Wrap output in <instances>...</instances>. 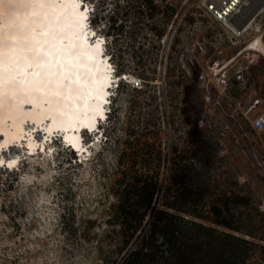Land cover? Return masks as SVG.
I'll return each instance as SVG.
<instances>
[{
  "label": "trees",
  "instance_id": "obj_1",
  "mask_svg": "<svg viewBox=\"0 0 264 264\" xmlns=\"http://www.w3.org/2000/svg\"><path fill=\"white\" fill-rule=\"evenodd\" d=\"M84 2L93 4L90 26L104 39V53L116 75H127L125 80L132 75L141 82L120 78L107 118L98 127L102 144L94 157L103 197L111 199L100 238L109 244L112 257L101 251L102 261L246 264L259 246L257 234L264 235L258 224L264 211L248 184H220V141L199 125L208 102L178 60L175 45L164 63L166 108L161 110L158 102L161 42L179 12L185 11L186 25L204 21L201 0ZM204 37L198 36L199 49ZM232 96L241 93L234 88ZM117 101L124 106L121 121ZM107 149L110 165L104 157ZM68 213H63L64 229ZM92 224L87 222L83 231Z\"/></svg>",
  "mask_w": 264,
  "mask_h": 264
},
{
  "label": "rangeland",
  "instance_id": "obj_2",
  "mask_svg": "<svg viewBox=\"0 0 264 264\" xmlns=\"http://www.w3.org/2000/svg\"><path fill=\"white\" fill-rule=\"evenodd\" d=\"M92 5L87 4L89 11ZM184 13L174 16L161 42L162 64L155 82L160 91V109L167 106L163 92L168 80L164 63L169 58L170 47L175 45L178 60L194 84L203 89L208 102L199 125L220 141L219 157H223L219 166L223 172L220 184L226 186L237 180L248 184L260 210L264 211V132L257 133L251 127L254 118L264 115V48L262 51L250 49L247 47L250 42L232 46L214 34L208 16L205 15L203 22L196 20L186 25ZM193 16L197 19V15ZM201 33L205 37L199 49ZM127 58L130 59V55ZM189 59L194 61L195 67ZM238 74L242 75L240 79ZM121 80L141 84L132 75ZM234 80L239 83L236 85ZM234 88L241 93L239 98L232 96ZM114 95L115 89L112 98ZM254 101L258 103L249 109ZM116 106L121 121L124 106L119 101ZM84 138L89 155L80 160L61 139L56 143L55 154L47 151L31 156L23 144L0 153L5 159L18 157V164L0 166V264H105L101 251L111 259L109 244L100 238L111 202L110 198L103 197L99 161L94 157L102 144L100 133L96 130ZM108 151L104 152V157L110 165ZM215 172L218 173V169ZM166 176L165 171L164 178ZM64 212H69L64 220L65 229L62 226ZM87 222L94 224L87 226L84 232ZM258 224L264 227V219L259 218ZM257 236L259 246L246 264H264V241L261 240L264 235L258 233Z\"/></svg>",
  "mask_w": 264,
  "mask_h": 264
},
{
  "label": "bare ground",
  "instance_id": "obj_3",
  "mask_svg": "<svg viewBox=\"0 0 264 264\" xmlns=\"http://www.w3.org/2000/svg\"><path fill=\"white\" fill-rule=\"evenodd\" d=\"M83 17L85 12L76 10L72 0H0L2 153L4 146L17 140L40 154L47 134L55 130L64 131L65 139L79 147L73 129L80 124L92 128L96 113L103 114L100 99L109 78L99 55L104 44L85 40ZM189 63L195 67L192 59ZM39 127L43 141L34 134ZM17 161L18 157L0 156L4 166Z\"/></svg>",
  "mask_w": 264,
  "mask_h": 264
},
{
  "label": "built area",
  "instance_id": "obj_4",
  "mask_svg": "<svg viewBox=\"0 0 264 264\" xmlns=\"http://www.w3.org/2000/svg\"><path fill=\"white\" fill-rule=\"evenodd\" d=\"M201 6L211 20L210 27L215 35L232 46L250 42L247 47L252 44L253 50L264 48V0H201ZM241 77L237 75L238 79ZM257 103L254 101L249 109ZM251 126L257 133L264 132V115L254 118Z\"/></svg>",
  "mask_w": 264,
  "mask_h": 264
}]
</instances>
